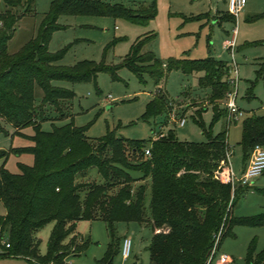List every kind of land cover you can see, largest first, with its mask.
<instances>
[{
  "label": "trees",
  "instance_id": "trees-1",
  "mask_svg": "<svg viewBox=\"0 0 264 264\" xmlns=\"http://www.w3.org/2000/svg\"><path fill=\"white\" fill-rule=\"evenodd\" d=\"M36 1L6 0L8 6H25L26 11L17 14L8 8L0 12V122L10 123L19 133L30 125L35 129L31 136L33 145L12 149L17 154L31 152L33 164L20 163V171L11 172L5 166L10 152L0 149L3 160L0 201L6 207V213L0 214V246L6 253L0 256H21L32 264H70L68 257L81 254L89 244L77 231V223L82 219H103L111 242L98 264H113L115 255L121 252L122 239L116 235L119 221L147 222L152 226L151 264H208L214 236L220 229L219 247L226 237L235 235L236 225L264 224V212L244 217L233 212L238 199L253 185L241 184L233 190L231 183L213 175L229 148L226 133L210 134L208 142L194 143L179 140L169 130L148 142L118 137L110 130L101 137L90 138L87 128L74 122L55 126L51 131L41 127L43 120L69 114L70 101L75 97L71 89L54 84L56 80L97 84L100 72L118 79V70L127 67L141 80L149 75L156 84H161L173 69L203 72L200 84L210 86V103L215 104L231 88L225 79L230 69L223 61L214 57L162 60L153 51L143 50L154 39V33L139 37L118 64L107 63L105 49L100 61L83 59L73 65H62L58 61L67 48L56 52L49 49L53 32L62 27L57 22L61 15L124 16L146 23L157 15V0L134 1L131 5L109 0H53L37 34L18 51L10 53L8 44L19 18L35 11ZM223 16L224 21H236L235 15L228 12ZM259 79L264 80V61L256 70L255 81H251L248 98L253 96V87ZM38 87L43 91L40 102H37ZM172 107L167 93L159 87L143 119L149 120L165 111L169 117ZM222 114L225 112L216 107L214 119L218 120ZM197 122L206 131L204 122ZM240 144L246 167L254 147L264 145V115L252 113L244 120ZM95 168L102 179L91 176ZM135 172L140 175L136 177ZM149 179L150 186L141 183L134 187L138 181ZM260 191L264 193V189ZM51 221L55 224L49 249L42 254L37 234ZM6 232L9 247L1 243ZM256 244V240L251 242L246 264H264V248L257 251Z\"/></svg>",
  "mask_w": 264,
  "mask_h": 264
},
{
  "label": "rangeland",
  "instance_id": "rangeland-1",
  "mask_svg": "<svg viewBox=\"0 0 264 264\" xmlns=\"http://www.w3.org/2000/svg\"><path fill=\"white\" fill-rule=\"evenodd\" d=\"M52 1L37 0L35 11L30 10L19 18L15 35L8 44L10 53L18 51L37 34L41 21L51 8ZM109 1L131 5L134 1L140 0ZM245 2L244 8L237 17L235 16L236 21L222 20L227 12L232 14L228 10V0H157V15L146 23L134 22L124 16L61 15L57 22L62 27L53 32L49 44V49L53 52L67 48L58 64L73 65L83 59L100 61L105 49L107 63L118 64L129 54L139 37L154 33V39L148 42L143 50L153 51L162 60L171 57L179 59L214 57L231 69L233 56L225 47V41L233 35L234 28H237L235 50L239 73L237 104L245 113L241 118L228 122L227 95L215 101V104L210 103L212 90L210 86H203L199 81L203 72L186 73L182 69H173L161 84H156L149 75H145V80H141L131 69L123 67L118 70V79H113L107 72H100L97 84L94 81H54V84L74 91L75 97L70 101L69 114L43 120L42 129L51 131L55 126L74 122L77 126L86 127V134L90 138L101 137L110 130L118 137L148 142L160 131L167 134L169 130H173L179 140L194 143L208 142L210 134L216 136L219 133H226L229 148L225 159L214 168L213 175L220 179V172L231 162L236 177L239 178L246 165L240 144L244 120L252 113L264 115L263 79L256 82L253 96L248 98L251 81H255L256 70L264 61V0H245ZM8 8L17 14L26 11L25 6L10 7L6 0H0V12H5ZM254 16L258 17L252 19ZM255 41L258 42L248 44ZM230 77L233 75L229 71L225 79L229 80ZM159 87H163L172 101V109L176 113L178 122L180 118L186 117L185 125L181 126L168 117L167 111L149 120L143 119L147 105ZM42 95L43 91L38 87L37 102H40ZM216 107L222 113L225 112L218 120L214 119ZM50 109L54 110L52 106ZM199 120L204 122L206 131L197 122ZM163 124L164 127L161 126ZM34 133L35 129L31 125L23 128L19 133L10 123L1 120L0 149L10 152L5 166L11 172H19L20 163H34V155L31 152L17 154L12 150L31 146L33 142L31 136ZM228 152L230 159L224 163V160H228ZM250 158L251 156L247 159L248 163ZM2 164L3 160H0V166ZM90 174L92 177L102 179L97 168ZM133 174L136 177L140 175L138 172ZM258 179H261L260 182H257ZM141 183L150 186L151 182L150 179L146 182L138 181L134 187ZM239 185L241 183L236 180L232 184L233 190ZM260 189H264V174L258 176L250 190L238 199L233 209L235 216H253L264 212V193ZM150 199L149 188L146 197L148 220ZM5 213L6 207L0 201V214ZM54 224L55 222L51 221L38 231L42 254L48 252ZM77 231L85 240H89V244L81 254L70 255L67 259L68 263L98 264V260L105 255L111 242L107 222L103 219H82L77 223ZM233 231L234 236H228L223 240L219 254H228L232 258L230 264H246L247 251L253 240L257 242V251L264 248V224H238ZM116 235L121 239L130 237L133 244L131 256L124 258L119 252L115 255L113 264H151L149 245L153 228L149 223L119 221L116 223ZM70 238L71 236L66 242ZM8 239L9 232H6L1 241L2 245H5ZM2 253H6V249L0 246V255ZM0 264L32 263L21 256H0Z\"/></svg>",
  "mask_w": 264,
  "mask_h": 264
},
{
  "label": "built area",
  "instance_id": "built-area-1",
  "mask_svg": "<svg viewBox=\"0 0 264 264\" xmlns=\"http://www.w3.org/2000/svg\"><path fill=\"white\" fill-rule=\"evenodd\" d=\"M246 5L245 0H228V10L234 14L236 17L241 12V10ZM236 33L237 28H234L233 35L226 39L225 47L229 49L233 56V63L232 68L230 69L231 75L229 82L231 85L230 90L227 93V100H226V109L228 112L227 118L228 122L236 121L237 119L241 118L245 115L244 110L238 106L237 98H238V82H239V73H238V63L235 59V50L237 47L236 44ZM169 117H171L174 121L178 122L176 119V113L170 111ZM187 122L186 117H182L179 119V124L181 126L185 125ZM160 135H163V132H159L155 138H158ZM146 153L150 155V150L147 149ZM228 160H224V163L228 162L230 159V155L228 152L227 155ZM264 173V145H256L252 151L251 158L249 163L245 167L242 175L237 178L235 174V170L233 165L230 162V165L226 166V168L220 172L219 177L225 183H234L238 180L242 185H249L252 186L256 178ZM222 237V229L218 231V233L214 236V245L211 251L209 263L212 264H230L232 262V258L226 253L219 254V244ZM132 244L133 241L130 237H125L122 241L121 245V253L124 258H129L132 253ZM7 247L10 246L8 240L5 242ZM208 263V264H209ZM53 264V263H51Z\"/></svg>",
  "mask_w": 264,
  "mask_h": 264
},
{
  "label": "crops",
  "instance_id": "crops-1",
  "mask_svg": "<svg viewBox=\"0 0 264 264\" xmlns=\"http://www.w3.org/2000/svg\"><path fill=\"white\" fill-rule=\"evenodd\" d=\"M218 12H219V11H218ZM169 114H170V112H169ZM161 126L164 127V124L161 125ZM161 130H162V128H161ZM160 132H163V131H160ZM163 133H165V132H163ZM33 144H34V143L32 142V145H33ZM29 165H31V164H29ZM263 174H264V173H263ZM263 174H262V175H263ZM260 180H261V179H258L257 182H260ZM257 182H256V183H257ZM150 193H151V190H150ZM38 237H39V236H38ZM124 238H125V237H124ZM124 238H123V239H124ZM123 239H122V241H123Z\"/></svg>",
  "mask_w": 264,
  "mask_h": 264
}]
</instances>
